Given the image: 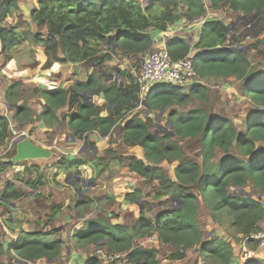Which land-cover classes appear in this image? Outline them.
<instances>
[{
  "label": "trees",
  "instance_id": "1",
  "mask_svg": "<svg viewBox=\"0 0 264 264\" xmlns=\"http://www.w3.org/2000/svg\"><path fill=\"white\" fill-rule=\"evenodd\" d=\"M34 2L36 8L30 17L38 28L46 30L47 37L41 32L30 37L19 33L17 27L8 25V20L20 9V0H0V46L3 54L31 40L35 46L44 48L49 64H94L100 68L116 55L143 59L154 47L151 29L166 32L183 18L205 17L207 13L202 0H153L151 5H144L140 0ZM209 2L214 10L226 8L254 22L261 20L264 11V0ZM230 37L229 28L222 22H206L196 45L197 52H203L194 56V67L200 79L235 78L241 82L242 94L253 106L243 131L231 119L213 117L199 108L187 113L171 110L168 120L175 136L159 135L152 131L150 118L143 119L141 114L127 117L140 103L136 78L131 75L128 76L130 84L124 87L117 83L104 85L91 75L87 81L77 82L69 90L36 89V95L40 96L44 106L40 114L26 105H18L21 84L15 83L7 90L6 101L14 113L12 118L0 116V145L10 136L12 119L19 123L44 122L49 126L62 127L65 118L59 119L57 112L66 106L72 109L78 105L68 116V126L76 139L94 132L100 133L102 138H109L120 126L122 142L126 146L143 149V157L132 155L125 159L129 171L158 184L160 192L156 199L168 197L170 201H183L182 207L178 203L174 209L161 211L155 221L141 214L132 227L122 223L112 225L111 221L103 218L87 220L75 231L77 246L94 245L112 254L125 255L133 263L159 264L157 250L134 247L135 240L156 234L162 244L173 249L174 253L169 256L172 261L184 260L189 251L199 248L198 253L203 260L212 264H231L234 247L230 243L219 238L204 242L205 234L199 222L202 201L214 222L223 226V221L227 220L229 227L241 235L243 247L258 250L259 243L253 237L262 230L264 222V75L256 76L250 58L243 50L231 48L238 45L237 39L229 47ZM167 49L173 60L184 59L192 50L182 39L169 40ZM162 86L169 85H157L145 96V111L154 113L184 107L194 99L207 102L210 96L208 87L202 83L195 84L187 93L172 86L168 90L157 91ZM154 91H157L155 97ZM89 92L103 96L113 108L110 115L102 116L99 106L84 100ZM188 139L199 141L201 163L186 157L181 142ZM12 150L13 155L0 162V201L18 204L26 196L12 182L1 189L2 175L15 166L10 162L15 155L14 145ZM218 153L223 158L218 159ZM108 155L118 160L116 151L109 150ZM92 161L98 168V174L103 173L101 164L97 160ZM163 162L177 163L175 179L159 168ZM85 164L63 162L61 168L69 171ZM26 172L31 170L26 168ZM247 187L258 197L240 194L239 190ZM82 204L87 202L78 201L76 208ZM60 216L61 208L53 207L47 216V225L55 224ZM61 231L58 228L49 232L25 233L18 243L8 247L0 242V260L6 256L28 263L40 260L57 262L65 244L60 238ZM86 264L102 263L93 257ZM245 264H264V260L251 259Z\"/></svg>",
  "mask_w": 264,
  "mask_h": 264
},
{
  "label": "rangeland",
  "instance_id": "2",
  "mask_svg": "<svg viewBox=\"0 0 264 264\" xmlns=\"http://www.w3.org/2000/svg\"><path fill=\"white\" fill-rule=\"evenodd\" d=\"M20 1L21 2L19 4L23 5L22 3L24 2L22 0ZM140 1L142 4L145 5L150 2V0H140ZM222 9H223L222 11L226 15L228 14L231 15L232 13L231 11H229L226 8H222ZM19 12L20 11H17L15 13V16H13L11 20L9 19L11 21V24L8 25H12V26L14 25L15 27L17 26L21 34L25 33L31 37L33 34H35V30L31 29L30 23L26 21V18L30 19L29 8H27L26 14L24 15L19 14ZM232 14H238V13H232ZM233 22H235V19L233 20ZM234 28H235L234 31H237V33L239 34L240 39H247V37H250L251 40H253V37H255L258 34L259 30L264 31V23L263 24L260 22L256 23L252 21L251 18L245 17L242 18L241 22H239L236 26H234ZM38 30L41 31V28H39ZM251 44L254 49L252 50L249 56L250 61L253 65L252 71L254 73H256L259 70L264 71V38H261L258 41L256 40L254 42H251ZM239 47L244 48L245 50L244 49L242 50L246 51L247 47L245 46H239ZM141 64H142V59L137 60L134 63H126L125 61L121 62L120 59L108 63L106 67L97 68L96 66H94L92 67L91 70H90V66L92 65H84L86 67V74L84 77L82 76L81 79L85 81L86 75L87 73L89 74L90 71L91 73L90 75L99 78L100 83L102 81L104 85H112L114 83H117L118 85L126 84L127 80L126 77H124L125 73H130L131 75L134 76V78H136L140 73ZM198 83L199 84L204 83L210 91V96L207 102H202L194 99L191 103H189L184 107H173L172 109H167L163 112L158 111L154 113H149V111H145V108L143 107L142 104L139 105L138 108L132 111L130 114H127V117L130 118L135 114H141V118H146V116L148 115L147 118H150L153 121L152 131H155L159 135H165V134H169L172 131V126L168 120V115L170 114L171 110H177L181 113H187L194 109L200 108L206 110L209 113V115L213 117H223V118L231 119L238 126V128L241 131H243L245 120L250 115V113L246 114L247 109L253 108V106L251 105L249 98L245 97L242 94L241 82L237 80L225 81V80H216V79L201 81V79L199 78V80L197 79L196 81V84ZM22 87L23 88L20 91L21 100L18 102V105H26L31 109L33 105L35 107H37L40 104L43 105L40 96L34 93L35 91L34 87H28V86L26 87L25 85H22ZM168 89H170L169 86H162L157 91H163ZM189 90L190 88L184 89L182 91L187 93L189 92ZM156 92L154 91L153 97L156 96ZM85 96L87 101L95 104H97L96 102L99 101L98 98L100 97L98 93L88 94ZM32 101L35 102L32 103ZM103 108L108 109V106L104 105ZM36 110L37 109L33 111L36 112ZM2 115L6 116L5 113ZM7 117L12 118L11 115H7ZM64 124L65 123H63L62 127H64ZM120 130H121L120 126L115 129L114 141H105L104 143H101V150H99V146L94 144V142L91 140L89 141L87 139H84L82 141L77 140L76 143H74L76 148H78V146L80 148V155H78L77 157H79L80 160L82 158L84 162L87 163L86 167L91 169L92 171L93 174L92 181L95 183V186L89 183V172L87 171V169L84 168V166L82 167L80 166L72 170L73 172L79 171L81 174L76 173L73 177H71L68 180L69 183H66L62 179L59 180L72 186L75 190L77 187L81 186L80 184L81 182L79 180L87 183V186L80 189L81 195L80 197H78V199L85 200L89 206L91 205L95 206V208L93 209V211L95 210V212H93L95 219L103 218L108 222L113 220L115 223L119 222L132 227L135 225V222L138 219L139 212L144 216H148L149 218L152 219L161 211L172 207H176L178 204L176 202L170 201L168 197L156 199L155 197L160 192L158 184L148 182L143 178H141L140 176L133 174L128 170V162H126L125 159L132 155L139 157L143 156V149L140 146L130 147V146H126L122 142H119ZM43 135L44 136L42 139H38L36 141L48 145L49 147L53 148V151L55 152H57L56 150L57 148L61 149V156L63 157L68 156V154H70V152L73 151V148H75V146L73 147V145H71V137L65 136L64 130H61L59 132H56V130H52L51 132H46V133L44 132ZM181 145L183 146L187 158L195 162L197 160L198 161L200 160L201 146L198 140L188 139L186 141L181 142ZM109 149L117 150L118 160L111 159L110 155H108ZM7 150L4 153H6ZM4 153L0 154L1 155L0 162L5 160L6 156L13 155V150H10L6 155ZM217 157L218 159L223 158L220 153H218ZM120 158H123V160L119 161ZM52 160L38 161L41 162L39 164L41 165L43 164L42 167L44 166V169H48V172L46 173L47 178H51L53 176L55 178L54 170L56 165L55 167L50 165ZM80 160L75 162H83ZM92 160H97L105 171L103 170V173L98 174V168L95 167V164L93 163ZM28 164L29 163H27V165ZM176 166H177L176 162L174 163L163 162L161 165H159V168H161L163 172L168 174L172 179H175L174 169ZM36 169H38V171L32 169L33 171L31 173L15 172V175L17 174L16 176L23 180V182L21 183H23L22 185L24 188L29 189V185L32 184L31 182L34 179H35L34 183L36 186L43 185V184H39L40 179H43V177L40 176L41 167H36ZM62 173H67V172H61L59 169L56 174H58L59 177ZM118 179H120L121 182H127L128 185L126 186V189L132 190V193L129 194L127 192H120L117 195L114 194L115 181ZM36 182L38 183L36 184ZM26 183H29V185H26ZM118 189L120 190L121 187H119ZM76 192L79 194L77 190ZM239 192L240 194L249 195L254 198L258 197L248 187L239 190ZM129 195H135V196H133L134 198H128ZM52 196L53 195H51L50 197ZM89 198L91 200H87ZM24 201L25 200L19 202L18 205L24 207L23 206ZM37 203L39 205V206L37 205L38 208L41 209L42 207H44L42 210L46 211L45 205L41 204L40 200H38ZM53 207L51 206L47 207V214L44 217H42V219H44V222L46 224H48L47 216L48 214H50V211ZM72 211H74V209H71V212ZM199 222H200V228L205 234V238L206 237L210 239L217 238L218 235L220 237L225 236L226 241L231 242L236 247L240 246L242 240L238 237L235 231L229 227L227 220L223 221V226H220L219 224L214 222L211 218V214L209 210L202 201L200 202ZM60 225L61 226H57V224L55 223L51 226V229L59 228L62 230L61 233L64 231V229L66 228L69 229L68 225L64 224V222H61ZM5 228L8 229L6 219L0 218V242L3 235L2 234L3 229ZM72 229L73 227H71V229L68 230L70 237H71V233L74 232V230ZM41 231L49 232L48 230H41ZM144 247L157 250L159 264H176L175 261L169 259V255L174 253V251H172L171 253L168 250V248H166V246L164 245L150 246L149 244H146L144 245ZM96 248L97 247H94L92 254L95 252ZM195 251L196 249L189 251L188 261L186 264H212L211 261H205L203 260L202 256L199 255L198 257H200L201 260L198 258L199 260L195 261L197 258L196 254H199L198 252L196 253ZM254 259H259V258L254 257L252 260ZM0 264H18V263L16 260H12V259L10 260L7 259L4 262L1 259Z\"/></svg>",
  "mask_w": 264,
  "mask_h": 264
},
{
  "label": "crops",
  "instance_id": "3",
  "mask_svg": "<svg viewBox=\"0 0 264 264\" xmlns=\"http://www.w3.org/2000/svg\"><path fill=\"white\" fill-rule=\"evenodd\" d=\"M22 1L24 3H22L23 5L19 4L20 5L19 14H22V15L26 14L27 8H29V17H30V13L32 10L36 8V5L33 2V0H22ZM202 1L205 4L206 9H207V13L205 17H196L193 19L183 18L178 23L171 26L166 32H160V31L151 29L153 38H154L153 48L157 47L158 45L160 46L163 43L167 44L169 40L182 39L190 45L192 50H194L192 55L196 57L199 54V52H197L198 49L196 50V45L199 42L203 25L208 21H220L225 26H227L230 30L231 37L228 43L229 47H231L230 45L233 44L234 40L237 39L238 45L232 46L231 48L234 49L239 46H245L247 48H246V51L244 52L249 57L252 50H254L251 42H254L256 40L258 41L261 38H264V31L259 30L258 34L255 37H253V40H251L250 37H247V39H240V36L237 33V31H234L235 29L234 26H236L239 22H241L242 18H245L246 16L240 15V14H232V13L231 15L230 14L226 15L222 11L223 9L214 10L209 0H202ZM152 2L153 0H150V2L146 5H151ZM234 19H235V22H233ZM26 21L30 23V27L31 29L35 30V33L41 32L42 34H44L45 37H47L46 30L41 29V31H39L38 30L39 28L32 22L31 17L30 19L26 18ZM255 22L256 23L260 22L262 24L264 23V11L261 15V20L257 19V21ZM19 31L20 30L18 29V32ZM120 59H121V62L125 61L126 63H134L137 60H141V59L131 58L127 55H116L111 61L106 62L102 67H106L108 63L114 60H120ZM92 67L93 65L90 66V70L92 69ZM97 68H100V67H97ZM85 74H86V67L83 64H77V63L49 64V57L45 53L44 48L40 46H35L33 41H30V40L26 41L23 45L15 47L12 51L6 54H3L1 46H0V116L4 113L6 114V116L7 115L13 116L14 110L10 107V105L6 101V92L15 83L25 85L26 87L27 86L34 87L35 88L34 93H36V89L48 90V89L62 88L65 90H69L77 82L84 81L81 79V77L82 76L84 77ZM90 74L91 73L89 71V74L87 73L86 75L85 81H87L88 80L87 78L91 76ZM255 74L256 76L260 77L264 75V71L259 70ZM129 75L131 74L125 73V76L122 75L126 77L127 83L119 84L120 87H124L130 84L129 79H128ZM197 79L199 80V77H197ZM210 79H214V78L211 77L207 79H201V81H208ZM217 80H223V79H217ZM228 80H236V79L229 78V79H226L225 81H228ZM99 96H100L98 98L99 101L96 102L97 104L95 103L94 104L101 108L102 116L106 117L110 115L113 108L109 106L107 101L101 95ZM85 97L86 96H84V100L87 101ZM34 102L35 101H32V103ZM144 104L145 103H143V107L146 109ZM104 105L108 106V109L103 108ZM139 105L141 104L139 103ZM77 106L78 105L74 106V108L72 109L66 106L57 112L59 119L65 118L64 127L49 126V125H46L44 122H34V126H33V123L32 124L19 123L17 121L12 120L11 127H10V136L4 144L0 145V154H1V153H4L8 149V147L10 146L12 141L15 140L17 135L22 134L26 138H29L33 143L54 152V158L52 162L50 163V165L54 167L56 165L55 170H54L55 178L54 176L51 178H47L46 173L48 172V169H44V166L42 167L43 164L42 165L39 164L41 162H38V161L23 163L22 166L25 167L23 171H17L15 170V168H11L2 175L1 177V180H2L1 189L2 190L5 188L7 183L12 182L15 185L16 189L22 194H24L27 198L25 199L23 203L24 207H21L17 203H15L14 205V203L7 204V203L0 201V218L6 219L7 226H8V229L5 228L3 229V232H2L3 235H2L1 243L3 244V246L8 247L12 244L18 243L20 239L24 236L23 234L25 233L39 232L41 230L51 231L52 225H47L44 222V219H42V217H44L47 214V207L49 206L51 207L59 206L61 208V216L56 221L57 226H61L60 225L61 222H64V224L68 225L69 229L73 227L72 230H74V232L71 233V237L69 235L68 228L64 229V231L61 233L60 238L65 241V244L63 247V252L57 262H50L48 260H40L37 262L28 263V264H86V262L90 258L94 257V253L92 254V251L94 250V247L96 246L94 245L77 246V240L75 239L74 234L76 230H79L81 227H83L85 221L95 219L94 213H93L95 212V210L93 211L95 206L94 205L89 206L87 203V204H82L76 208L78 201H85V200L78 199V197L80 196L76 192V190L72 186L60 181L58 174H56L59 169L61 172L66 171V170H62L61 163L75 162V161L80 160L79 157H77L78 155H80V148L79 146L78 148H76L74 144L76 142H73L71 139V145H73V147L75 146L76 149L73 148V151H71L70 154H68V156L63 157L61 156V149L55 148L58 152L57 153L53 151V148L49 147L48 145H45V144H42L36 141L38 139L43 138L44 132L45 133L51 132L52 130H56V132L64 130L65 136L71 137L73 133L71 132L68 126V121H69L68 116L75 112V110L77 109ZM32 109L33 110L37 109L35 113L40 114L43 111L44 106L40 104L37 107H35L33 105ZM251 112H252V108H249L247 109L246 114H249ZM146 118H143V119H146ZM114 134L115 133L113 132L111 137L102 138L100 133L94 132V133L85 135L84 139H87L88 141L89 140L93 141L94 144L99 146V150H101V143H104L105 141L115 140ZM79 141H82V140H79ZM119 142H122L121 131H120ZM109 150H113L117 152L116 149H109ZM140 157H143V156H140ZM80 161L84 162L82 158ZM201 161H202V157L200 155V160L199 161L197 160L196 162L201 163ZM27 163H29L28 164L29 166L27 165ZM36 167H41L40 176L43 177V179H40L39 184H43V185L36 186L34 183L35 181L34 179L31 182L32 184L34 183L33 185L32 184L29 185V183H26V185H29V189L24 188L22 185L23 183H21L23 182V180L17 177L16 176L17 174L15 175V172L29 173V172H26V168H29L31 172L33 171L32 169H35L36 171H38ZM37 183L38 182H36V184ZM51 195L53 196L50 197ZM38 200L41 201V204L45 205L46 211L42 210L44 207H42L41 209L37 207ZM87 200H91V199L89 198ZM71 209H74V211L71 212ZM159 214H157L154 218H152V220L155 221L157 217L159 216ZM140 216H141V213L139 212L138 218ZM111 224L116 225L120 223L119 222L115 223L113 220H111ZM261 225L264 226V222ZM238 237L240 239L242 238L241 235H238ZM217 238L226 241L225 236L220 237L218 235ZM228 243H230L234 247V257L231 261V264H245L246 261H245V258L243 257L242 242L240 246H238L239 248L233 245L231 242H228ZM146 244H149L150 246L164 245L160 241H158L155 244H152L149 242L148 238L134 241L135 248L144 247V245ZM164 246H166V248H168V250L172 253L173 249L169 245H164ZM144 248H147V247H144ZM195 252L197 253V251ZM188 253H187V257L184 260L175 261L176 264L178 263L186 264L188 261ZM196 255H197V258L195 261H198L200 257H198L199 254H196ZM256 258H259L260 260H264V249L258 250L256 254ZM7 259L9 258L6 256L2 257L3 262L6 261Z\"/></svg>",
  "mask_w": 264,
  "mask_h": 264
},
{
  "label": "built area",
  "instance_id": "4",
  "mask_svg": "<svg viewBox=\"0 0 264 264\" xmlns=\"http://www.w3.org/2000/svg\"><path fill=\"white\" fill-rule=\"evenodd\" d=\"M194 50L181 60H173L167 49V44L163 43L153 48L142 59L140 73L136 77V85L139 88L140 104L144 102L145 96L152 91L157 85H169L181 90L191 88L196 84L197 74L194 67ZM203 52V50H199ZM25 137L20 134L18 137ZM14 140L8 147L5 155L12 150ZM15 146V145H14ZM1 156V155H0ZM258 241V250L264 249V227L254 237ZM150 243L155 244L159 241L158 236L152 235L148 237ZM258 250H250L243 247V257L246 260L256 257ZM94 257L99 259L102 264H141L131 262L125 255L112 254L103 247H97ZM19 264V263H18Z\"/></svg>",
  "mask_w": 264,
  "mask_h": 264
},
{
  "label": "water",
  "instance_id": "5",
  "mask_svg": "<svg viewBox=\"0 0 264 264\" xmlns=\"http://www.w3.org/2000/svg\"><path fill=\"white\" fill-rule=\"evenodd\" d=\"M8 23L11 24V21L8 20ZM236 49L242 50L244 48L242 47H237ZM245 50V49H244ZM95 65L93 64V67ZM88 94H93V92H89ZM87 94V95H88ZM103 97V96H102ZM86 98V97H85ZM171 136H175V134L171 131L169 133ZM85 135H81L80 137H78V139H76L73 135L71 136V139L73 142H76L77 140H84ZM14 145H15V155L10 159V162L13 163L15 166V170L17 171H23L25 169L24 166H22L23 163L26 162H37V161H50L54 158V152H52L49 149L43 148L35 143H33L29 138L26 137H18L17 139L14 140ZM85 169H87V171L89 172V183L93 184V186H95V183L92 181V171L91 169L87 168L86 166H84ZM73 170V169H72ZM72 170L69 171H64L67 173H62L59 176V179L64 180L66 183H69V179L71 177H73L76 173L81 174L79 171L73 172ZM71 172V173H70ZM81 183V186L77 187L76 190L79 192V196L81 195V191L80 189L84 188L85 186H87L86 182H83L81 180H79ZM127 182H121L120 179L115 181V185H114V194H119L120 192H127V193H132V190L130 189H126L127 186ZM89 187V185H88ZM121 187V189L119 190L118 188ZM173 202H176L177 204L179 203L180 206L182 207L183 205V201L182 200H178V199H174ZM178 207V206H176ZM176 207H172L173 209ZM210 240V238H205L204 242ZM197 252H199V248L196 249ZM17 263L19 264H28V262L25 261H17Z\"/></svg>",
  "mask_w": 264,
  "mask_h": 264
},
{
  "label": "clouds",
  "instance_id": "6",
  "mask_svg": "<svg viewBox=\"0 0 264 264\" xmlns=\"http://www.w3.org/2000/svg\"><path fill=\"white\" fill-rule=\"evenodd\" d=\"M251 260V259H250ZM247 261V260H246Z\"/></svg>",
  "mask_w": 264,
  "mask_h": 264
}]
</instances>
